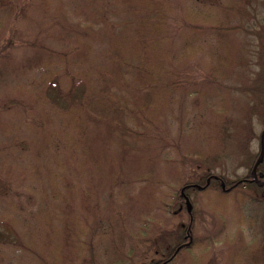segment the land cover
Masks as SVG:
<instances>
[{
  "label": "trees",
  "instance_id": "16d2710c",
  "mask_svg": "<svg viewBox=\"0 0 264 264\" xmlns=\"http://www.w3.org/2000/svg\"><path fill=\"white\" fill-rule=\"evenodd\" d=\"M55 1L0 0V27L12 25V20L14 24L31 20L30 8L34 7L40 10L41 22L60 23L59 29L73 31L66 49L58 51L42 47L38 30L35 36L28 34L26 41L32 40L34 49L45 53L28 60L20 58L18 63L11 55L15 29L9 30L0 46V74L9 81L0 87V197L5 202L0 221L11 229L0 240L4 252L0 264L15 253L19 258L22 253L27 264H89L99 249V264H141L150 261L141 260V247L149 249L157 241H162L164 248L154 261L171 256L164 262L170 264L187 252L184 264H198L203 257L196 255V250H215L212 244L225 238L218 232L192 236L194 216L186 208L185 196L190 200L191 190L207 196L216 194L217 203L238 208L242 219L250 223L253 217H246L238 206L244 200L264 205V184H257L249 172L234 179L215 173L208 161L210 154L204 148H190L184 156L197 163V175L183 179L178 173L170 186L173 196L160 195L163 179L158 175L148 177L152 163L167 149L162 139L169 136L160 115H166L170 96L180 88L189 96L199 94L204 101L206 95H212L213 110L218 120L222 119L227 106L221 85L233 69L237 35L243 33V45L250 53L247 80L233 87L248 94L247 113L257 114L264 123V17L251 14L254 8L249 1L243 4L224 0L217 14L212 15V4L202 3L204 0H180L184 3L183 14L177 19L170 0H122L121 7L114 9L121 14L119 21L112 22L101 5L102 13L93 24L100 27L102 35L86 34L72 24L76 17L64 9L67 0H58L57 5ZM103 4L105 8L111 2ZM245 9L251 13L246 15ZM239 14L246 19L234 23L231 17ZM171 22L181 27L174 38ZM22 35L18 45L24 44ZM60 39L64 40L63 36ZM183 58L196 59L201 74L198 69H188ZM124 71L132 75L127 77ZM62 81L64 89L72 81L78 84L79 95L59 106L47 97V91ZM207 84L216 86L207 91L203 87ZM216 121H198L203 139L210 141L223 134ZM207 123L215 128L214 132L203 129ZM253 156L250 151L246 157L251 166ZM257 169L264 178V156ZM129 171L134 174L129 176ZM132 183H136L139 193L133 195L136 186L131 194L124 195ZM116 186L123 190L120 192L124 197L116 199L113 192L109 193L108 216L101 191ZM240 188L254 189L256 195ZM132 196L140 207L130 228L124 224L122 205ZM173 205L175 213H183L181 220L175 227H157L158 239L149 238L148 227L155 221L151 220V212L141 213L143 208L158 207L169 212ZM218 214L223 229L226 217L224 212ZM160 219L172 223V219ZM104 222L107 231L101 229ZM250 227L251 236L248 234L232 247L224 264H264V243L254 251L255 225L251 223ZM186 235L192 240L180 245ZM103 238L110 241L102 249ZM226 240L232 243L234 237ZM85 246L90 255L87 259Z\"/></svg>",
  "mask_w": 264,
  "mask_h": 264
},
{
  "label": "rangeland",
  "instance_id": "374dc122",
  "mask_svg": "<svg viewBox=\"0 0 264 264\" xmlns=\"http://www.w3.org/2000/svg\"><path fill=\"white\" fill-rule=\"evenodd\" d=\"M104 1L111 2V4L109 6L106 5V7L103 8ZM170 1L173 7V12L174 14L176 13V18L180 19L183 14L182 5L184 3H182L180 0ZM223 1L224 0H204L202 3L212 4L213 7L210 12L212 15H215L222 7ZM239 1L243 4L245 1H249L252 3L254 12L251 13V11H247L245 9V11L248 13L246 15H249V13H251L255 14L254 16H256V18H260L261 16L264 17V0ZM122 2V0H67L65 2L64 9L67 13H70L71 11L72 15L76 17L75 20H72V24L75 28H79V31L83 33L85 32L86 34L99 32L102 35V31L101 29H99L100 27L93 24L102 13L101 5H103L102 9L104 10V13H107L108 16H111L110 20L115 23L116 21H119L121 19V14L116 12L114 9L121 7ZM53 4H59L58 0ZM61 4L63 5V2ZM186 5L192 6L190 2H186ZM30 10L32 13L30 14L31 20H21L20 22H16L17 24H14L15 21L12 20V25L5 23L0 27V46H2V44L4 43L7 34H9V30L11 28L15 29V32L13 33L15 37V44L13 46L11 55L13 59H16L17 63L19 62V60H21L20 58H26L28 60L31 57L34 58V56L39 53H45L44 51H36L32 45V40L26 41V39L28 38V34L31 33L33 34V36H35V32L38 30V34L41 37L40 39L42 40V47L44 49L50 48L57 50L61 48L64 50L66 49V43L69 40L67 38H70L73 32L63 31V29H59V26L62 27L60 23L54 24L51 21L41 22V20L39 19L40 10L34 7H31ZM245 19L246 18L244 14H239L237 16L231 17V20L234 23L241 22ZM38 21L41 23L39 24ZM175 24L171 22L170 31L173 38L177 36V33L179 34L181 32V27H178V24L176 22ZM59 32H62L63 34L60 35ZM38 34L36 35V37H38ZM21 35L24 44L18 45L19 43H17V40ZM61 36H63L64 40L60 39ZM237 36V53L235 56L234 66L230 73V76L225 78L221 85L224 100L227 106V109L223 111V118L218 120L219 116L216 117L217 112L214 111L216 109H214L215 102L212 100V95H206V100L204 101V99H202L199 94L189 96L186 95L183 89L180 88L176 89L173 92V95L170 96V105L167 106L165 110L166 115H160V123L162 124V127L165 128L167 135L169 136V138L162 139V141L167 144V149L166 152L162 154L163 157H160L152 163L150 168L151 172H149L148 177H150L151 175H158L163 179V184H161V188L159 187L160 195L162 196H167L168 198H171L173 196V191L170 186L176 180L175 175H177L178 173H181L180 176L183 177V179L195 177L197 175V163L184 156L186 151H188L190 148H204V150L210 154V158H208V161L214 165L213 171H215V173H223L231 179L241 177L249 172L251 162H249L246 157L250 151L252 152V154H254V156L252 157L253 162L259 155V136L262 129L264 128L263 118L254 113H247V106L249 102L248 94L238 89H234L233 87L235 85H239L240 83L246 82L247 76L245 75V73L247 70L250 54L247 53V50L243 45L244 34L240 33ZM32 37H30V39H32ZM212 45L215 46L214 40L212 42ZM184 60H182V62H186L185 65L188 69H191L192 71L194 69V71H197L198 63L196 62V59V61L191 59ZM178 61H181V59ZM178 61H175V63ZM0 69H2L1 63ZM198 70L201 74L200 69ZM123 73H125L124 75L127 77L129 74L132 75L131 73L126 71H124ZM1 84H9V81L5 76L0 74V87ZM64 84L65 82L62 81L61 85L58 84L57 87L51 86V88L47 91V97L52 101V103L54 102L59 106H64L72 100H76L79 95L78 84L75 86L74 82L72 81V85H70L68 89H64ZM213 86L216 85L207 84L203 87H205L208 91L209 88L213 89ZM0 116L3 117L2 115ZM201 120L203 121V123L204 121L214 123L216 121L217 128L218 126H220L223 134L221 132L222 135L220 136L219 134V136H217V139H211V142L209 140L203 139L198 129V121ZM247 126H249L250 131L253 133V135H250L251 132H248ZM203 129L212 133L214 132L215 128L207 123L203 125ZM213 155L217 157L213 158ZM247 162L249 163L247 164ZM38 163L43 167V163L41 161L38 160ZM205 167L204 169H206ZM132 174L134 173H130L129 171L128 175L131 176ZM1 175L2 174L0 172V177ZM132 184V186H127L125 188L124 195L126 193H128V195L131 194L137 186L136 183ZM120 190L122 189L116 186L111 190L107 189L101 191L103 196L102 206L107 212L108 216L111 215L110 211H108V206L111 205L110 199L108 197L109 193L113 192L116 199H122L124 195L120 192ZM239 190H242L245 193L251 192L253 196L254 194L256 195L254 189L250 190L248 188H240ZM138 193L139 190L137 186V190L133 191V195L136 196ZM127 198V203L121 205L124 209V224L128 225L131 228V226H134L133 221L140 205H138L139 202L134 200L133 196L132 198ZM189 198L191 202L190 210L194 216L192 236L197 237L202 235H211L215 232H218L217 234H219V236H222L221 238L226 239L228 237H234V242L232 241V243L228 242L227 240L225 241V239H222L221 242L212 244V248H214L215 250H211L208 252L204 250H196L197 255H201L203 257V259H201V262H199L198 264H224V262H227V260L230 258L232 247H234L235 244L241 241L243 237H247L248 234L249 237L251 236V223L255 225V229L253 232L256 233V243L254 242V251L256 252L258 246L264 243V205H258L248 200L240 202V205L238 207L241 206L243 214L248 218L253 217L254 219L253 222L248 223V220L242 219L240 215L241 212L238 208H235L233 206L227 207L224 203H217L216 194H210L207 196L204 195V192L202 191L191 190V192H189ZM4 203V199L0 197V210ZM212 207H215V209H212ZM175 208L176 205L171 206L169 212L164 209H158V207H149L148 210L143 208V211L141 213L148 214L149 212H151V220L153 222L155 221L153 223L154 225L148 227L151 232L149 234V238L153 237V239H158V228L163 229L165 227H175V224H177V222L181 220L180 217L183 214L175 213ZM220 211L224 212L227 222L225 223L223 229L221 225L222 222L218 214ZM162 217L172 219V223L169 224V221L161 220L160 218ZM106 227L107 222H104L101 229L107 231L108 229ZM10 230L11 229L6 227L3 222L0 221V240H3L5 238L4 234L6 233V231ZM109 241V238H103L101 242V248L103 249V247L105 246L108 247ZM157 242L158 243L154 244V247H150L149 249H146L143 246L141 247V260H148V258H153L154 260V258L160 254V251H162L164 247L161 245L162 241ZM85 248L86 250L84 254L86 256L85 259H87V257L89 258L90 255L86 246ZM155 251H158V253L155 254ZM99 252H101L100 249L95 250V255L92 256V261L89 264H99L97 259L100 257V255H102ZM1 253H3L2 255H4L3 249L0 248V260L2 259ZM186 255L188 256L187 252L182 253L170 264H181V262H183V264L186 263L188 258ZM1 264L27 263L26 260H24L22 253L20 258L18 254L15 253L9 254V257L4 258Z\"/></svg>",
  "mask_w": 264,
  "mask_h": 264
},
{
  "label": "water",
  "instance_id": "95a60500",
  "mask_svg": "<svg viewBox=\"0 0 264 264\" xmlns=\"http://www.w3.org/2000/svg\"><path fill=\"white\" fill-rule=\"evenodd\" d=\"M263 137H264V128L262 129V131L260 133V144H261V148H260V151H259V155L256 158V160L254 161V163H253V165L251 167V171H250L251 178L254 179V180H256V182L258 184H264V180L263 181L260 180V177H262V173L261 172H258V173L256 172V169H257L258 164L263 159V152H264V148H263ZM221 184L224 187V183L222 182ZM194 185H196L198 187L200 186L198 184H194ZM181 191L183 192V189ZM185 204H186L187 210L190 211V209H191V203H190V201H189V199H188L187 196H185Z\"/></svg>",
  "mask_w": 264,
  "mask_h": 264
},
{
  "label": "flooded vegetation",
  "instance_id": "af4514ba",
  "mask_svg": "<svg viewBox=\"0 0 264 264\" xmlns=\"http://www.w3.org/2000/svg\"><path fill=\"white\" fill-rule=\"evenodd\" d=\"M257 171H259L258 169H257ZM213 176H215V175H213ZM261 179L263 180L264 178H263V176L261 177ZM191 241L192 240V236H190V237H188V235H186L185 237H184V239H183V241L180 243V245H186L187 243H188V241ZM196 255H197V253H195ZM170 258H171V256H169ZM168 257V258H169ZM163 258V257H162ZM168 258H164L163 260L162 259H155V261L154 260H151L150 259V261L149 262H143V263H141V264H165L164 262L165 261H168Z\"/></svg>",
  "mask_w": 264,
  "mask_h": 264
}]
</instances>
